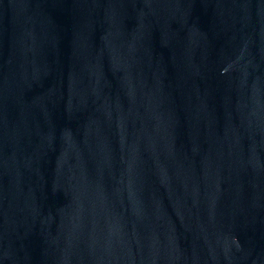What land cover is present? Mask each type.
<instances>
[{
  "label": "water",
  "instance_id": "water-1",
  "mask_svg": "<svg viewBox=\"0 0 264 264\" xmlns=\"http://www.w3.org/2000/svg\"><path fill=\"white\" fill-rule=\"evenodd\" d=\"M0 264H264V0H0Z\"/></svg>",
  "mask_w": 264,
  "mask_h": 264
}]
</instances>
